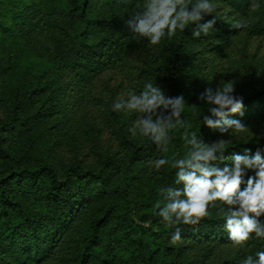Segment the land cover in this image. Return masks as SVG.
Wrapping results in <instances>:
<instances>
[{
	"label": "trees",
	"instance_id": "trees-1",
	"mask_svg": "<svg viewBox=\"0 0 264 264\" xmlns=\"http://www.w3.org/2000/svg\"><path fill=\"white\" fill-rule=\"evenodd\" d=\"M144 2L0 0V264H242L264 251L255 234L230 241L219 202L197 225L156 214L163 191L182 187L171 162L190 150L185 131L226 142L219 168L235 155L264 159V0H210L199 21H214L208 35L193 38V23L157 45L125 25ZM148 82L185 101L167 152L129 132L139 114L112 110ZM228 82L243 107L227 118L247 130L222 134L203 123L198 97Z\"/></svg>",
	"mask_w": 264,
	"mask_h": 264
},
{
	"label": "clouds",
	"instance_id": "clouds-1",
	"mask_svg": "<svg viewBox=\"0 0 264 264\" xmlns=\"http://www.w3.org/2000/svg\"><path fill=\"white\" fill-rule=\"evenodd\" d=\"M258 3L251 5L252 11L259 9ZM215 7L210 0H145L143 10L129 17L125 25L135 36L146 38L151 45H157L165 38H171L177 30L184 31L190 24L196 23L193 38L208 35L214 21L202 25L199 21L203 14H212ZM237 28L246 27L237 24ZM232 82L219 86L216 90L206 88L198 97L209 105L210 116H205L203 123L210 129H218L222 134L232 130L243 132L247 129L239 120L228 119L231 114L242 110V98L232 95ZM185 107L183 96L166 97L158 86L148 82L139 94L128 92L127 99L121 98L112 106L113 111H127L139 114L129 132L149 138L158 149L168 151L169 131L177 126H184L181 113ZM167 112V115L165 113ZM215 117L216 119H212ZM184 140L190 150L181 159H174L171 166L177 169V185L163 191L166 201L163 207L157 203L156 213L169 225H197L208 214L209 206H221L225 216V229L234 245L242 246L252 234L264 238V222L258 218L264 216V159L259 152L249 157L247 154L232 157V165L219 168L213 164L217 154L226 148V142L219 140L212 144L197 141V135L189 138L187 131ZM156 170L168 164L167 159L151 162ZM246 170H255V176L247 179L246 187L240 190ZM181 240L178 227L171 236V243ZM242 264H264V251L251 255Z\"/></svg>",
	"mask_w": 264,
	"mask_h": 264
},
{
	"label": "rangeland",
	"instance_id": "rangeland-1",
	"mask_svg": "<svg viewBox=\"0 0 264 264\" xmlns=\"http://www.w3.org/2000/svg\"><path fill=\"white\" fill-rule=\"evenodd\" d=\"M114 84V82H113V80H111V79H109V78H107L106 79V82H105V84H104V88H103V92H105L106 94L108 93V92H113V88H112V85Z\"/></svg>",
	"mask_w": 264,
	"mask_h": 264
}]
</instances>
